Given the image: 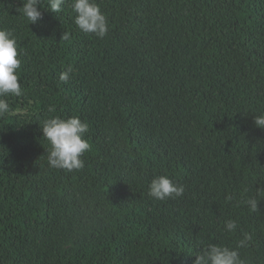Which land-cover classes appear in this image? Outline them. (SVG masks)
Segmentation results:
<instances>
[{
  "label": "trees",
  "instance_id": "1",
  "mask_svg": "<svg viewBox=\"0 0 264 264\" xmlns=\"http://www.w3.org/2000/svg\"><path fill=\"white\" fill-rule=\"evenodd\" d=\"M23 2L0 0L23 89L0 115V264H194L245 232L241 257L264 264V201L243 202L264 183V0H96L102 39L72 0L36 24ZM72 116L91 149L69 172L49 166L42 126ZM159 175L184 195L149 196Z\"/></svg>",
  "mask_w": 264,
  "mask_h": 264
},
{
  "label": "clouds",
  "instance_id": "2",
  "mask_svg": "<svg viewBox=\"0 0 264 264\" xmlns=\"http://www.w3.org/2000/svg\"><path fill=\"white\" fill-rule=\"evenodd\" d=\"M65 0H25L19 8L21 15L30 22L36 24L43 18L40 10L45 5L53 13L62 11ZM72 11L75 13L74 23L85 34H94L98 38H104L109 31L106 15L102 12L96 0H72ZM63 40L69 39V33L63 32ZM20 53L17 40L13 33L0 29V115L10 111L6 97H19L23 94L19 77L21 67ZM72 68L60 73L59 80L67 82ZM50 111L54 109L50 108ZM255 126L264 129V113L254 116ZM88 124L78 116L67 119L53 117L44 121L42 126L43 137L49 141L51 150L48 152V164L52 168L67 170H80L84 165L83 154L91 149V145L84 138L88 131ZM185 188L175 183L168 175H159L149 184L148 195L155 200L164 201L169 198L181 197ZM231 200L232 197H227ZM264 201V183L256 188L254 196L247 197L243 202L248 206L250 213H259V204ZM238 224L236 220L228 219L224 222L223 231L228 234L236 232ZM250 233H243L235 246L209 243L201 247L197 252L194 264H247L241 257L240 249H246L252 242Z\"/></svg>",
  "mask_w": 264,
  "mask_h": 264
}]
</instances>
